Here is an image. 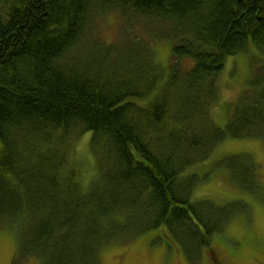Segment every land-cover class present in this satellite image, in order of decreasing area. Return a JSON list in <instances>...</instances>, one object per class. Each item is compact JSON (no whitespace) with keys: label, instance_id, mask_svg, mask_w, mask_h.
<instances>
[{"label":"trees","instance_id":"1","mask_svg":"<svg viewBox=\"0 0 264 264\" xmlns=\"http://www.w3.org/2000/svg\"><path fill=\"white\" fill-rule=\"evenodd\" d=\"M112 12L107 43L99 20ZM133 20L170 43L166 75ZM251 49V87L217 128L216 78ZM88 133L83 185L69 157ZM225 136L264 140V0H0V226L17 262L100 264L102 248L149 230L199 258L225 214L191 202L183 174Z\"/></svg>","mask_w":264,"mask_h":264},{"label":"rangeland","instance_id":"2","mask_svg":"<svg viewBox=\"0 0 264 264\" xmlns=\"http://www.w3.org/2000/svg\"><path fill=\"white\" fill-rule=\"evenodd\" d=\"M121 22L116 12L99 20V32L104 42L115 41ZM132 23L131 30L137 37L147 40L152 61L166 75L171 61L170 43L155 39L154 33L142 30L140 22L133 20ZM254 57L253 49L228 57L216 78L217 100L208 110V116L217 128L224 129L238 98L251 87ZM89 135L81 137L69 157L70 163L77 161L83 185H87L94 175L95 156L87 145ZM209 153L204 161L190 166L183 174L196 180L189 196L191 202L212 204L220 211L223 209L221 213L225 214L222 230L213 235L199 258L195 256L186 262L179 256L165 259L166 255L156 251L155 245L147 249V240L159 236V230H149L129 241L102 248L100 264H264V140L225 136ZM251 162L258 183L253 188L248 187ZM237 165L245 170L241 171V176L235 173ZM15 253L16 241L11 228L0 226V264H40L32 259L17 262Z\"/></svg>","mask_w":264,"mask_h":264},{"label":"flooded vegetation","instance_id":"3","mask_svg":"<svg viewBox=\"0 0 264 264\" xmlns=\"http://www.w3.org/2000/svg\"><path fill=\"white\" fill-rule=\"evenodd\" d=\"M164 235V238L162 240H160V242L158 244H156V240L155 242L152 244V245H155V250H159L160 251V254L161 253H164L166 256H165V259L167 257H176V256H179V257H183V260H185V262L187 261L185 255L183 254L179 244L174 240L172 239V236H170L168 233H165L163 234ZM153 238V237H152ZM150 238V239H152ZM151 240H148L147 241V245H146V248L148 249L149 248V243H150Z\"/></svg>","mask_w":264,"mask_h":264}]
</instances>
